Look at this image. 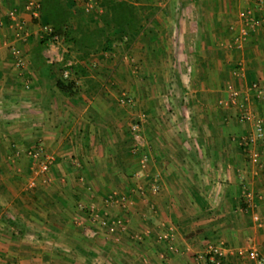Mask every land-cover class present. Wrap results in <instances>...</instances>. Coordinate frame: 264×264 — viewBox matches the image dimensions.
<instances>
[{
    "label": "crops",
    "instance_id": "obj_1",
    "mask_svg": "<svg viewBox=\"0 0 264 264\" xmlns=\"http://www.w3.org/2000/svg\"><path fill=\"white\" fill-rule=\"evenodd\" d=\"M27 1L0 0V264H108L102 256L112 264H208L210 244L226 249L224 264H257L239 255V249L256 250L264 264V168L253 165L240 146L253 131L252 120L241 119L239 108L229 103L230 87L250 114L264 110V102L249 89L252 83L264 87V24L243 49L229 47L247 10L256 9L254 0H135L155 8L135 38L142 35L145 43L131 49L133 66L140 68L133 74L137 79L131 94L148 117L140 126L149 150L145 179L151 195L133 204L135 216L144 218L132 221L130 229L150 233L134 249L112 254L90 228L93 223L107 228L101 220L104 197L112 198L116 189L98 191L103 198L95 210L86 200L96 194L71 185L79 178L112 183L124 174L137 175L140 160L131 148L138 141L132 136L124 151L123 129L129 119L133 125L139 118H129L118 105L113 87L128 72L104 53L82 62L71 54L67 65L78 62L85 73L70 75L74 94H61L55 84L67 47L50 42L37 49L44 25L24 10ZM80 6L85 10V3ZM11 10L22 23L21 34L9 18ZM87 14L83 22L92 28ZM13 49L20 52L21 67ZM170 67L181 68L174 82L180 88L175 96L183 103L174 110L183 122L176 124L169 118L159 123L169 111L164 102L157 105L167 96L164 84L159 92L157 84L171 81ZM160 70L164 78H158ZM187 114L190 123L185 122ZM170 129L176 133L168 134ZM38 146L53 157L44 174L35 173L37 164L26 154ZM260 150L264 152V143ZM157 180L159 186L152 183ZM144 201L154 208L147 215ZM161 228L175 235L170 244L165 242L169 246L157 243Z\"/></svg>",
    "mask_w": 264,
    "mask_h": 264
},
{
    "label": "rangeland",
    "instance_id": "obj_2",
    "mask_svg": "<svg viewBox=\"0 0 264 264\" xmlns=\"http://www.w3.org/2000/svg\"><path fill=\"white\" fill-rule=\"evenodd\" d=\"M79 4H84L86 5V2L84 0H78ZM132 2H135V0H130ZM88 3V2H87ZM93 8H95V4L92 3ZM175 38H177L175 36ZM138 41V42H137ZM137 41L133 38V40L130 43H123V44H117L115 45V48L117 49L114 54L112 55H107V59L113 60L116 63H118V65L122 68V70H125V72L127 71V75L126 78L122 77L121 81L119 82V80L115 79V83L113 85V87L115 88V92L117 93V103L118 105L122 106L123 109H125L127 112H129V118L133 117V116H138V118H141V122L142 124H146L147 122H145V120H148L147 115L144 113V106H139V104L141 103L140 101H136V98L133 94H131V86L132 84L135 83L134 80L137 79V77L133 78V74L136 75L138 74L140 71V68H134V60L132 61V59H134V53L133 51H131V49H133V46L135 45V43H137V46L139 47L140 44L145 43V39L142 37V35L139 36V38L137 39ZM59 44L62 45L61 42H59ZM134 44V45H133ZM223 44V43H222ZM219 44V46L222 48L224 46V44ZM188 46V45H187ZM225 47V46H224ZM119 48V49H118ZM186 48V47H185ZM177 52V51H176ZM179 52V51H178ZM186 52V51H185ZM74 56V54H73ZM170 69V70H169ZM169 69H167V73L170 75L171 81H168V84H166L165 82H159L157 85L158 87H156V89L158 88V92L161 91V84H164V87L162 90L165 91L166 95L170 97V99L164 98L163 101H159V103L157 102L158 107L160 108L162 102H164V107L169 111V114L164 115L163 118L161 119L159 117V123L167 122L169 119V121L171 122L170 124H173L178 121L183 122L181 119H179V117H181V115L176 114L174 108H178L179 109V105L182 106L183 103V99H178L175 94H178V92L180 91L179 85L174 82L176 80V75L177 73H181V68H176V67H170ZM178 70V72H177ZM131 71H134L133 73ZM138 73H136V72ZM184 71L186 73H189L188 69L184 68ZM131 72V73H130ZM163 72H161L160 70V75H158V78H164L162 75ZM192 73V72H191ZM165 77L167 75H164ZM111 78V77H110ZM108 78V80L110 79ZM133 80L134 82H130ZM112 81V78H111ZM140 88L141 90H144L142 87L145 88V83H140ZM184 84H190L189 81L187 83ZM181 85V84H180ZM112 86V85H111ZM138 89V92L140 91ZM155 89V92H156ZM144 92V91H142ZM122 94H124L127 98H129L131 100L130 103H125L123 105L119 104V98L122 96ZM175 96V97H174ZM178 96V95H177ZM167 105V106H165ZM137 106V107H136ZM219 106V105H218ZM141 109V111L137 110ZM220 107V106H219ZM174 110V111H173ZM137 113H136V112ZM135 114V115H134ZM186 114V113H185ZM186 116V120L185 122H192V119H188L191 115L187 114ZM183 117V116H182ZM169 118V119H168ZM127 124V128L123 129V135L125 136L126 140H128V138H132V136L136 135L138 144L133 145L134 147H132L131 149H134L135 153L137 152V156L138 157V163H139V171L137 172V175H133V177H128V175H122L121 179L117 180V182L112 181L109 182L107 180H94L95 183H92L91 181H87L85 179L83 180H79L76 181V183L74 182L73 185H71V187H76V188H82L81 190H83V188H90V191L94 192L96 195L90 199V201L86 200V202L90 203L92 206H94V209L96 210L98 207L101 206V201L99 199L103 198V195H99L98 191L106 193L108 191H110V188H112V190L116 189V194L112 195V198L110 199L109 196L110 195H106L104 197V199H106V204L107 206H104V210L106 211V215L104 219H101L104 223H109L112 220L115 219H120L123 224L125 225V229L124 230H119L116 229L113 232H109V230L107 228H102L104 227V225L101 227V229L97 226V223H93V225L91 226V234L92 236H100V243L103 245L105 244V248H107V250H109L111 252V254L113 252H117L118 250H131L130 248L134 249V246H138L140 245V242H142L146 236L149 235V233H145L144 229L142 230H138V231H134V229H130V224L132 223V221H140L141 219H143L144 217L142 215H138L135 216V214L132 211V206L133 204H135V202L141 199H144L147 196L151 195L150 192V182H148V179H145L146 177V171L148 169L147 165L150 166L149 163V150H146V136H145V132L142 127L139 128L138 132L133 131L130 127H132V119H129ZM184 122V123H185ZM131 124V125H130ZM172 127V126H171ZM171 131L168 133L172 135V133H176L175 129H170ZM235 135V134H234ZM177 137V136H176ZM48 153V152H46ZM50 154V153H49ZM243 154L245 155V152H243ZM144 160L143 162L141 160ZM77 164V163H76ZM73 165H75V163H73ZM76 166V165H75ZM107 167V166H106ZM108 168V167H107ZM106 168V169H107ZM108 170V169H107ZM149 171V170H148ZM124 170L120 173L123 174ZM107 173V172H106ZM144 176V177H142ZM99 181V182H97ZM153 184H157V186H159L158 180L156 182H152ZM132 184V187H130V185ZM96 185H98V188L96 187ZM137 186H139L137 188ZM110 187V188H109ZM143 189V192L141 193L140 191ZM118 199V201L114 200V199ZM103 202V201H102ZM143 204H146L143 206L144 209H142V212L145 213V215H147L148 212V208L150 209V211H154V208H151L150 206V201L149 202H143ZM115 212V213H113ZM131 214V215H130ZM133 219V220H132ZM108 221V222H107ZM100 222V221H99ZM139 222V224H141ZM164 228V227H163ZM161 228V230L159 231V233L155 236L157 243L159 245V247L163 246V245H168L165 243V241L161 240L159 237L165 233L167 230ZM141 229V228H139ZM150 231V230H149ZM174 233H173V238H174ZM170 244V242H169ZM169 246V245H168ZM94 251L96 252V254L98 255H103L102 251H99V249L94 248ZM102 258H104V261H107L108 264H112V260H110L108 257L106 256H102ZM95 262V261H93ZM96 264V263H95Z\"/></svg>",
    "mask_w": 264,
    "mask_h": 264
},
{
    "label": "trees",
    "instance_id": "obj_3",
    "mask_svg": "<svg viewBox=\"0 0 264 264\" xmlns=\"http://www.w3.org/2000/svg\"><path fill=\"white\" fill-rule=\"evenodd\" d=\"M84 1L95 3V8L88 11L91 13L90 20L95 24L92 28L85 26L82 17L88 15L87 11L75 0H39L40 22L48 25L51 31L40 33L37 49L41 51L50 42H61L67 47L61 62L64 67L55 84L57 90L67 96L74 94L75 83L70 75L85 73L78 62L87 60L92 54H114L115 45L130 43L145 30L155 10L152 6L130 0ZM71 54L78 62L67 65ZM64 72H67L66 77ZM126 143L128 146L124 151L130 148L131 138ZM207 259L206 255L208 263Z\"/></svg>",
    "mask_w": 264,
    "mask_h": 264
},
{
    "label": "built area",
    "instance_id": "obj_4",
    "mask_svg": "<svg viewBox=\"0 0 264 264\" xmlns=\"http://www.w3.org/2000/svg\"><path fill=\"white\" fill-rule=\"evenodd\" d=\"M256 9L247 10L246 14L243 17L242 24L240 27L234 30V35L232 36V40L229 44V47H232L237 50H241L244 48L245 43L247 42L249 36L252 33H255L261 24H264V0H254ZM93 7L92 2H88L85 7V11L91 10ZM24 10L30 14V16L34 19L39 18V0H28L24 5ZM260 12V17H256V12ZM9 18L13 22L14 27L17 29L19 34L22 31V23L17 20V12L16 10H11L9 12ZM44 31H51V28L48 25H44ZM233 30V28H231ZM13 54L16 57V65L22 66L23 60L20 56V52L17 49H13ZM67 76V72H64V77ZM252 92H254L255 97L264 102V87L258 85L257 83H252L249 88ZM119 104L123 105L126 102L130 103L131 100L127 98L124 94L119 98ZM229 103L231 106H235L240 110V118L244 120H252L253 122V131L245 136L240 142V146L244 149V152L247 154L249 161L257 166L264 168V152H261L260 146L264 143V110L260 115L253 116L245 109L243 100L239 92L233 88L229 87ZM141 122V118H139L138 123L132 125V130L138 132ZM26 154L33 158L37 164L35 167L36 174H44L46 173L53 164V157L46 153L41 147L31 148L26 150ZM144 161L143 159L141 160ZM77 166L76 162H74ZM81 181L82 178H79ZM156 189V187H155ZM248 197L250 195L248 194ZM111 199V198H110ZM118 201V199H114ZM119 202V201H118ZM106 215V213L104 214ZM97 216L96 214L94 215ZM254 219H257V216H253ZM119 229L124 230L125 225L120 219L112 220L107 223V229L109 232H113L114 230ZM161 240L165 242H169L173 238V232L171 229H168L165 233H163L160 237ZM226 249L220 245H208L206 249V254L208 256L209 264H224V257L226 254ZM239 255L245 254L248 258L256 261L257 264H262V259L259 257V254L254 249H239Z\"/></svg>",
    "mask_w": 264,
    "mask_h": 264
}]
</instances>
